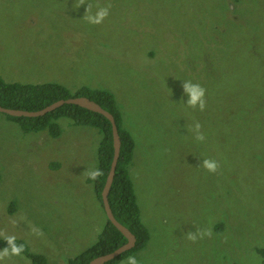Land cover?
I'll return each mask as SVG.
<instances>
[{
  "label": "rangeland",
  "instance_id": "374dc122",
  "mask_svg": "<svg viewBox=\"0 0 264 264\" xmlns=\"http://www.w3.org/2000/svg\"><path fill=\"white\" fill-rule=\"evenodd\" d=\"M0 79L113 96L146 229L117 264H261L264 0H0ZM185 83L203 89V108L189 106ZM37 121L0 111V240L66 264L106 223L89 175L102 133ZM0 264L33 263L0 248Z\"/></svg>",
  "mask_w": 264,
  "mask_h": 264
},
{
  "label": "trees",
  "instance_id": "16d2710c",
  "mask_svg": "<svg viewBox=\"0 0 264 264\" xmlns=\"http://www.w3.org/2000/svg\"><path fill=\"white\" fill-rule=\"evenodd\" d=\"M72 96H86L110 112L114 118L120 139L118 159L114 176L107 194V201L114 218L119 223L127 227L135 236V243L129 250H126L113 259L103 263L117 264V261L121 258V256L126 254L128 251L142 247L146 237V229L140 221L134 193H132V190L130 189L131 181L128 177L127 166L130 161L134 145L131 137L123 128H121L120 114L115 109L113 96L107 91L98 89L94 90L86 87L70 92L67 88L57 85L56 83L44 82L37 84H19L5 83L0 79V105L2 107L33 111L40 109L57 99ZM50 115L54 116V118L66 116L77 124H88L101 131L102 138L98 146V164L96 166V170L94 171L96 175L94 178L90 177L93 181L94 189L97 191L99 201L101 202L100 191L106 178L112 157V136L109 121L97 112L90 111L75 104L65 103L58 106L53 111L45 113L44 115L32 117L33 119H38L37 122L32 124V127L43 128L47 126L48 122L45 121ZM9 116L18 119L28 117ZM55 125V123H51L49 125V130L53 135L57 134V128ZM125 241V237L106 218V223L98 237V240L85 251L81 252L78 256L69 258L66 264H87L92 258L113 251ZM0 248H7L11 251L13 248H17L19 251L16 253L23 252L26 256L30 257L33 264H49L44 261V257L42 255L28 252L26 244L17 238L6 237L1 239ZM258 251L262 256L261 264H264V247L260 248Z\"/></svg>",
  "mask_w": 264,
  "mask_h": 264
},
{
  "label": "water",
  "instance_id": "95a60500",
  "mask_svg": "<svg viewBox=\"0 0 264 264\" xmlns=\"http://www.w3.org/2000/svg\"><path fill=\"white\" fill-rule=\"evenodd\" d=\"M65 103H71L78 105L82 108L88 109L93 112H97L101 115H103L110 123L111 126V136H112V157L109 165V169L106 175V178L104 180L102 189L100 191V198L102 207L105 213L106 218L115 226V228L125 237L126 241L115 248L113 251L98 255L91 260L88 261L87 264H103L104 262L113 259L114 257L118 256L119 254L123 253L126 250H129L134 246L135 243V236L130 232V230L119 223L113 216L111 209L109 207L108 201H107V194L109 191L110 184L112 182L114 171L118 159L119 154V147H120V139L118 136L117 128L115 125L114 118L110 112L102 108L99 104L94 102L93 100L89 99L86 96H72L68 98H60L57 99L44 107L29 111L24 109H16V108H7L2 107L0 105V111L12 115V116H28V117H34V116H40L44 115L47 112L53 111L58 106H61Z\"/></svg>",
  "mask_w": 264,
  "mask_h": 264
},
{
  "label": "clouds",
  "instance_id": "9594fccd",
  "mask_svg": "<svg viewBox=\"0 0 264 264\" xmlns=\"http://www.w3.org/2000/svg\"><path fill=\"white\" fill-rule=\"evenodd\" d=\"M107 15V9L106 8H101L97 9L95 14L89 15L87 17L89 23L97 24L100 23L103 18ZM184 92L187 95V103L189 106H199L200 108H203V89L197 85V84H192V83H185L183 86ZM197 128L199 127L198 125L196 126ZM198 139L201 137H197ZM202 166L207 169L208 171H215L217 164L214 160H208L205 159L202 161ZM90 177L94 178L96 173L91 172ZM196 237L194 235H189V239H195ZM12 251L15 253L19 251L17 248H13ZM127 264H137V260L135 256H129L127 258Z\"/></svg>",
  "mask_w": 264,
  "mask_h": 264
}]
</instances>
